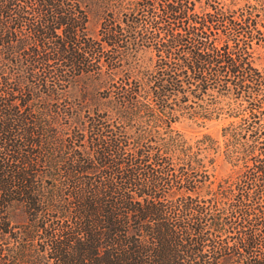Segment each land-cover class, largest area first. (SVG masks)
<instances>
[{"label": "trees", "instance_id": "1", "mask_svg": "<svg viewBox=\"0 0 264 264\" xmlns=\"http://www.w3.org/2000/svg\"><path fill=\"white\" fill-rule=\"evenodd\" d=\"M253 45L264 0H0V264H264Z\"/></svg>", "mask_w": 264, "mask_h": 264}, {"label": "rangeland", "instance_id": "2", "mask_svg": "<svg viewBox=\"0 0 264 264\" xmlns=\"http://www.w3.org/2000/svg\"><path fill=\"white\" fill-rule=\"evenodd\" d=\"M98 23H99V19L97 18V16L95 15L90 16V20L88 23V32L90 34L95 33ZM250 55L253 64L260 71H264V63L262 61L264 59L263 49L261 47H256V45H253V49ZM223 117H225V115H223ZM229 121L230 118H221L219 120H210L204 126H198L195 123L188 121L187 119H182L180 122H178L175 125V127L177 130L183 133L185 137H195V136H199L202 133H208L211 137L217 140H221L222 137L220 136V129L221 127H224ZM225 170L226 169L224 168V166L218 161V165L215 170L217 176L222 175L225 172Z\"/></svg>", "mask_w": 264, "mask_h": 264}]
</instances>
